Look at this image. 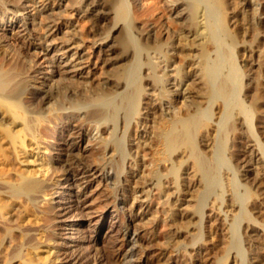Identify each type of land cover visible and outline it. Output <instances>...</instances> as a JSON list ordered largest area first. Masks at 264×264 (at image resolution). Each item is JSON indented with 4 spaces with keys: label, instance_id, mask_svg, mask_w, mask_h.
<instances>
[{
    "label": "bare ground",
    "instance_id": "6f19581e",
    "mask_svg": "<svg viewBox=\"0 0 264 264\" xmlns=\"http://www.w3.org/2000/svg\"><path fill=\"white\" fill-rule=\"evenodd\" d=\"M148 1L133 15L132 1L111 0L112 31L120 36L114 41L108 33L95 46L104 55L117 54L109 65H122L92 88L89 80V85L78 80L85 71L72 69L84 58L77 35L62 48L49 40L52 35L32 37L29 25L38 23H28L25 11L31 7L50 20L61 15L55 2L0 0V264H82L76 250L58 243L56 164L66 182L96 176L112 185L109 204L125 216L115 236L124 244L107 246V264H195L193 252L205 250L200 243L209 204L226 215L227 228L212 262L264 264V252L255 246L264 238L257 216L264 201V142L257 133L264 76L260 80L253 71L264 72V0ZM161 6L171 8L172 21L183 22L182 32L172 36L159 25L137 37V23ZM18 27L39 41L32 40L33 47H41L52 75L65 76L50 84L53 77L43 73L40 61L6 50L8 33ZM176 57L183 63L176 65ZM181 84L198 85V92L183 94ZM151 99L164 115L149 125L145 105ZM51 137H59L57 146ZM252 144L261 155L258 162ZM255 163L262 171L249 185L246 170ZM102 225L86 255L94 264H104L97 248ZM142 227L153 236L138 262L133 257ZM174 251L176 259L169 254Z\"/></svg>",
    "mask_w": 264,
    "mask_h": 264
},
{
    "label": "rangeland",
    "instance_id": "374dc122",
    "mask_svg": "<svg viewBox=\"0 0 264 264\" xmlns=\"http://www.w3.org/2000/svg\"><path fill=\"white\" fill-rule=\"evenodd\" d=\"M20 1L21 0H17V3L19 4ZM22 1H24V0H22ZM36 1H37L38 6H41V5L44 6L47 4H48L47 6H49V5L53 6V2H55L54 0H46V1L45 0H36ZM164 1H166V0H162L163 4L165 3ZM130 2H131L132 14L135 15V11H137V10L141 11L145 6L148 5L149 1L148 0H130ZM110 3H111V0H97V1L90 0L86 3L84 2V0H56V2L54 3L55 10L56 11L58 10V12H61V15L56 14L58 16H51L50 20H47V18L45 17L46 14L44 12H35L33 10V8L30 9L31 7L28 10H26L24 13L25 16L29 17L28 23L32 24L33 21H34V24L38 23V25H35L36 29L33 25H29V28L33 29L32 37L37 38V37H41V36H47V34L52 35V37H50L49 40H51L52 38H53L52 40L55 39L54 40L55 43L54 42L53 43L56 45L55 47H57V48H62L64 46V43L68 41L66 39H69L72 36H74L73 34L77 35L80 38V39H78V43L82 44V47L84 49L83 50L84 58L76 60L75 62H73V66H75V67L72 66L73 68L72 67H69V68H72L75 71V69H77V67H78V69H82L83 72L85 71L82 74V77L79 78L78 80L79 81L83 80L80 82L85 83L84 85H87V83L89 85V83L91 82L90 84H92V85H89L88 87L92 86V88H93V86H95L94 88L100 87V84H102L101 82H105L109 78L111 79L113 72H114L113 71L114 67L115 66L119 67L122 65V63H120L121 65L120 64L113 65V66L109 65L114 59H116L117 54L109 55V53H106L104 55L103 53L99 52V50L96 49L97 45L95 46V42L98 41L97 44H99L100 43L99 39L105 35H108V33H111L113 35L114 41H117L118 38H116V37L120 36L119 30L116 32L114 30L112 31V28L114 26V19H113L114 16H112L113 14H111L112 12L110 11L109 6H108V5H110ZM59 6H60V8H59ZM162 6L159 9H157L155 14H153L154 17L152 16L147 21H145L144 19L140 20V22L137 23V25H138L137 29H139V30L136 29L137 32L136 31L134 32L137 37H139V33H141V32L144 33V31H147L150 26L151 27H157V28L162 26V29L163 28L165 30L168 29L167 31H169L172 36H173V34H175V32L176 33L178 31H179L178 33L182 32L183 25H181V24L183 22L179 21V20H177L175 22L172 21L169 18L170 14H171V11H170L171 8H169L167 6H164L165 8H163ZM32 11H33V13H31ZM77 12H79V13H77ZM10 18H12V17L9 16L8 18H6L5 21H11ZM13 21L15 22L16 19ZM157 24H158V26H157ZM20 25H22V23H18V26H20ZM1 26H3V25L0 24V27ZM51 28H52V30H51ZM20 29H22V28L18 27L15 30L18 33H16L15 31L13 34L8 33V35H7L8 38H6V42H5V44L7 46V48L5 47L6 50L8 49L12 54L15 53V51H17V52L20 51V52L24 53V55H26V57H28L29 60L40 61L39 65L43 66V67H41L43 69L42 70L43 73L45 72L44 74H46V76H50L51 78L53 77L52 80H49L50 84L52 82L54 83V81L61 78V76H65V74L52 75V73H51L52 69H49L47 64L44 63V59L42 57L41 47H39V46L33 47V43H34L33 41L37 42L38 40L35 38H34V40L31 39V36L26 34V32L22 33V31H19ZM116 45H117V43H116ZM70 48H72V47H70ZM74 52H77V50L74 49L71 53L73 54ZM71 53H70V55L72 57ZM55 54L56 53L54 51L51 52V55H55ZM110 58H112V59H110ZM105 60H106V62H105ZM80 62H82V64H79ZM176 62H177L176 65L183 63L182 59H180V57H176ZM179 62H181V63H179ZM257 70H256V68H254L253 71L256 73H254L253 71H252V73H254V76L257 75V76H255L256 78L259 77L258 79L262 80V78L264 76V72L261 71L259 73L260 70L259 71H257ZM87 71L89 72V75H91V76L87 75L88 74ZM47 72L50 73V75H47ZM261 73H263V74H261ZM85 74H86V76H85ZM259 74H261V75H259ZM67 75L70 77L72 76V74H67ZM261 76H262V78H260ZM70 77H68V78L70 79ZM71 79H75V78H71ZM84 79H85V81H84ZM86 79L89 80L90 82L88 81L86 83V81H87ZM186 87H187L186 85L181 84L180 85V91L183 92L185 89H187L184 91L185 93H187L186 91H188V90L193 92V94L194 93L196 94V92H198V85H195V88L192 86V87H190V89L188 87L187 88ZM184 92H183V94H185ZM195 94H194V96H195ZM263 95H264V90H263ZM151 100H152V103H151ZM151 100H146L147 106L145 105V107L148 108V110H145V112L148 113V122H149L148 124L149 125H150L151 121H154V118L156 120H159L160 118H162V115H164V113L156 105L157 103H155V99H151ZM184 100H186V99L184 98ZM179 105H177V106H179ZM262 110H263L262 113L264 114V99H263V104H262ZM163 118H164V116H163ZM257 123H258L257 124V126H258L257 127V133H259L261 135L260 136L261 142H264V124H263L264 123V116ZM73 125H77V122H73ZM151 130L152 129L150 128V131ZM48 140H49V142H52L53 146H57L59 144V137H51ZM86 145H87V142H85L83 146H86ZM251 147H252L251 149L255 150L254 161L258 162V161H256V159L259 160L261 155L259 154V152L256 151V148L253 144L251 145ZM202 148L204 150V147H202ZM57 166H58V169L56 170V174L58 176L56 177L57 178L56 181H58L59 186H56L57 189L55 186H52V188H53L52 192H56L55 190H57V193H58V194L56 193L53 196L54 197V201H53L54 205L57 207V209H56L57 218H58L57 224L59 225L58 233H60V235L58 236V243H60V245H63V249L76 250V252L80 255V257L82 259L81 260L82 264L83 263L84 264H92V263L94 264V262L92 260H91L92 261L91 262L86 255H88L89 252L93 249L90 246L91 245L90 240L96 236L97 229L102 223L103 225L101 226V231L97 236V239H98L97 248H98V253L99 254L102 253L100 255H102L103 263L107 264V259L104 260L105 255L103 256V254H105L108 247H111L114 245L120 247L121 245L124 244V242L121 239H119L118 241L116 240L117 236L119 235V234L117 235V233H120V231H121L118 229H120V225H121L122 221L125 219L124 218L125 216L123 215V212L120 209L113 207V205H112L113 203L109 204L110 202L113 201L112 193L109 191V190H111L110 187L112 188V185L105 182L104 179H101V178L96 177V176H87L85 179L82 177H80L78 179V177H77V178H73L74 180L72 179V181L70 180V181L66 182L65 177H61L62 171H63L62 166L60 164H56V167ZM260 169H261V166L258 165V163H255L253 166H250L247 168L246 173L248 176L247 181L249 182L248 183L249 185L251 183L254 184V182H255L254 178L259 176V175H257L259 172H260L259 174H261L262 170H260ZM254 175H256V176H254ZM253 184L251 185L252 187H253ZM80 197H81V199H80ZM263 197H264V195H263ZM77 201L80 202V204ZM139 201H140V199H139ZM131 203H132V200H131L130 204ZM108 204H109V206H107ZM111 206H112V208L109 209ZM260 206H261V207H259L260 210L259 209L258 210L261 213H258L257 216H259V219L264 222V201H263V205H260ZM85 207H87V208H85ZM103 207H105V208H103ZM226 210L228 211L229 215H232L233 212H232L230 207L226 208ZM204 213H205L204 214L205 217H204L203 222H202L204 240H202V242L200 244L202 246H204L205 250L199 254H197L196 251L193 252V261L195 264H214L215 263L214 259L218 258L220 256L221 247L222 248L224 247L223 239H224V236L226 235V232H227V228L225 227L226 225H225V220H224L226 215L223 212L221 213V211H219L215 207H212V205H210V204L208 207L205 208ZM85 217H86V219H85ZM195 221H197L196 224L198 225L199 221L196 219H195ZM195 221L193 223H195ZM183 231H185V230L183 229ZM115 235H117V236H115ZM137 236H138L140 242H138L137 246L135 247L136 251H135V256L133 257V261H136V260L138 261V259H139V261H141V260L143 261V259L145 258V254L143 252L144 250H142V249H144L143 247H146V242L149 240V237H152L153 235L150 233V230L146 231L145 228L142 227V228H139V230L137 231ZM183 238L184 237L181 238V241L184 240ZM243 238L246 239V237H243ZM261 239L258 238V242H256L255 246L258 247V245H259L261 252H264L263 251V249H264V240L263 239L264 238L261 237ZM110 241H112V243ZM107 242L109 244H107ZM66 243H69V244L66 245ZM88 243H89V245H88ZM103 244H105V245H103ZM65 245H66V247H65ZM103 246L104 247L108 246L107 248L105 247L106 248L105 251H104L105 248ZM87 247L90 249H87ZM99 247H100L101 251H100ZM154 248H155V246H154ZM245 248L248 249V245L247 246L245 245ZM84 253H85V255H84ZM176 253L177 252L174 251V252H170L169 254L171 255V257H175V259H176L177 257L173 256V255H176ZM221 255H222V253H221Z\"/></svg>",
    "mask_w": 264,
    "mask_h": 264
}]
</instances>
